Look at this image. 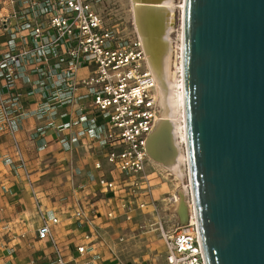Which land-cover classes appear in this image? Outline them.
<instances>
[{"label": "built area", "instance_id": "1", "mask_svg": "<svg viewBox=\"0 0 264 264\" xmlns=\"http://www.w3.org/2000/svg\"><path fill=\"white\" fill-rule=\"evenodd\" d=\"M107 2L110 0H0V30L6 38L0 45V135L12 137L19 167L30 179L16 137L25 118L48 121L49 125L34 131L35 137L51 127L62 131L87 124L77 137L87 134L97 142L111 167L103 172L102 161L95 162V168L103 172L97 177L98 191L113 192L117 198L106 216L113 220L121 211L131 221L138 211L158 210L152 200L156 163L147 150L161 118L158 83L139 33L114 24L106 14ZM75 105L73 113L68 107ZM69 115H73L70 121L57 125L56 117ZM61 143L72 149L68 139L62 138ZM149 167L153 170L148 171ZM188 186L193 204L190 182ZM79 187L86 188V183ZM38 211L44 223L36 234L51 244L49 261L77 264L65 254L56 235L59 216H47L40 206ZM94 214L93 209L83 208L75 213L91 226L83 234L84 243L77 246L80 255L91 251L98 235L92 229ZM192 219L190 214L186 226L173 227H167L163 218L157 220L155 230L167 250L165 264H206L198 224ZM97 258L94 254L86 264H94Z\"/></svg>", "mask_w": 264, "mask_h": 264}, {"label": "water", "instance_id": "2", "mask_svg": "<svg viewBox=\"0 0 264 264\" xmlns=\"http://www.w3.org/2000/svg\"><path fill=\"white\" fill-rule=\"evenodd\" d=\"M183 80L206 264H264V0H185Z\"/></svg>", "mask_w": 264, "mask_h": 264}, {"label": "crops", "instance_id": "3", "mask_svg": "<svg viewBox=\"0 0 264 264\" xmlns=\"http://www.w3.org/2000/svg\"><path fill=\"white\" fill-rule=\"evenodd\" d=\"M5 40L0 30V45ZM28 107L32 108L33 105ZM76 107L68 108L73 112ZM72 118L73 115L64 118L58 116L55 121L57 125H62ZM46 125H49L47 120L31 116L20 123L16 135L30 179L26 170L19 167L12 137L0 135V264H32L33 261L37 264H54L49 261L52 256L51 244L37 238L36 230L44 223L38 206L47 216H59L60 223L54 228L56 235L65 254L75 259L77 264H86L94 254L99 255L94 264H121V257L124 264H165L167 250L162 239L161 243H157L159 254L152 258V262H147L132 256V251L142 248V244H122L119 233H115L118 234L115 237L113 232H117L118 227H128L132 221L126 220L121 211L113 220L106 216V212L115 206L117 198H113V192L98 191L97 177L103 172H109L111 167L104 164L106 159L102 157L103 148L97 142L87 134L77 137L78 132L87 124L62 131L51 127L46 129L43 136L35 137L34 131ZM62 138L69 140L71 150L63 147ZM6 155L12 157V164L6 163ZM97 160L102 161L103 172L95 168ZM81 183H86V188H80ZM79 208L95 211L93 218L96 225L92 229L98 230L91 251L84 255L77 252V246L84 243L83 234L91 226L75 216ZM178 224L179 220L168 226ZM21 234L26 236L21 237Z\"/></svg>", "mask_w": 264, "mask_h": 264}, {"label": "bare ground", "instance_id": "4", "mask_svg": "<svg viewBox=\"0 0 264 264\" xmlns=\"http://www.w3.org/2000/svg\"><path fill=\"white\" fill-rule=\"evenodd\" d=\"M135 27L145 45L149 65L158 83L160 119L164 120L154 135L152 152L170 176L183 188L175 194L174 209L183 223L188 214L195 218L194 204L189 202L190 182L183 80V15L185 0H131ZM181 8L179 39H173L175 15ZM173 36V37H172ZM186 142V143H185ZM185 196V197H184ZM190 221V216L188 222Z\"/></svg>", "mask_w": 264, "mask_h": 264}, {"label": "rangeland", "instance_id": "5", "mask_svg": "<svg viewBox=\"0 0 264 264\" xmlns=\"http://www.w3.org/2000/svg\"><path fill=\"white\" fill-rule=\"evenodd\" d=\"M181 1L182 0H176L178 5L181 4ZM106 6L107 17L111 18L110 20L114 24H118L120 28H126L128 31L137 30L134 24L131 0H110V2L106 3ZM180 14L181 8H177L174 32L172 34L174 36H172L173 39H176L175 41L179 39L180 35ZM62 145L64 147V144ZM11 160V156H5V161L7 164H12L13 161ZM104 164L106 166L110 165L107 160L104 161ZM152 170V167L148 168V171ZM154 172L153 183L155 186L153 200L158 210L155 213H152L151 209H149L151 211L145 214L138 213L136 217L131 220V225L128 227L120 226L117 228V232H113L114 234L119 233L120 238H124L121 240L122 244H126L128 242L132 244H142V248L138 247L139 249L136 252L132 251V256L137 257L140 261L145 260L147 262H152V258H155L156 255L159 254L157 253L159 248L157 243H161V235L159 231L155 230L157 226V220L163 218L164 221H167V227H169L168 225H171L173 222L177 223L179 220L175 214V201L173 199V195L177 194L179 190L183 188V184L178 183V180H176L175 176H170L168 172L158 163L155 165ZM184 183L185 185H188L189 180L186 178ZM117 236L118 234H115V237ZM119 260L121 264L125 263L122 260V257Z\"/></svg>", "mask_w": 264, "mask_h": 264}]
</instances>
